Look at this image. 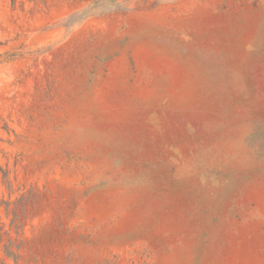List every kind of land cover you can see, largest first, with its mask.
I'll use <instances>...</instances> for the list:
<instances>
[{
	"label": "rangeland",
	"instance_id": "obj_1",
	"mask_svg": "<svg viewBox=\"0 0 264 264\" xmlns=\"http://www.w3.org/2000/svg\"><path fill=\"white\" fill-rule=\"evenodd\" d=\"M0 264H264V0H0Z\"/></svg>",
	"mask_w": 264,
	"mask_h": 264
}]
</instances>
